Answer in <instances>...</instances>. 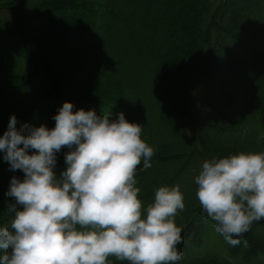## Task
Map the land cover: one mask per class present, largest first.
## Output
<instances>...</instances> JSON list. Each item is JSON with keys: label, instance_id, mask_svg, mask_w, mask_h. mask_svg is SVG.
I'll return each mask as SVG.
<instances>
[{"label": "trees", "instance_id": "1", "mask_svg": "<svg viewBox=\"0 0 264 264\" xmlns=\"http://www.w3.org/2000/svg\"><path fill=\"white\" fill-rule=\"evenodd\" d=\"M66 100L141 123L155 149L136 174L142 206L165 184L184 194L175 264H264V219L229 245L194 180L204 159L264 151V0H0V134L13 113L54 126ZM14 175L0 153V225Z\"/></svg>", "mask_w": 264, "mask_h": 264}, {"label": "clouds", "instance_id": "2", "mask_svg": "<svg viewBox=\"0 0 264 264\" xmlns=\"http://www.w3.org/2000/svg\"><path fill=\"white\" fill-rule=\"evenodd\" d=\"M66 100L48 127L13 113L0 134V153L12 176L9 221L0 225V264H175L183 257L185 209L179 185L159 186L146 207L138 197V166H152L153 146L140 122L115 118ZM65 168L56 172L62 147ZM202 210L231 246L241 245L253 222L264 219V151L204 159L194 177ZM243 247L249 241L243 239Z\"/></svg>", "mask_w": 264, "mask_h": 264}, {"label": "rangeland", "instance_id": "3", "mask_svg": "<svg viewBox=\"0 0 264 264\" xmlns=\"http://www.w3.org/2000/svg\"><path fill=\"white\" fill-rule=\"evenodd\" d=\"M15 13H16L15 9H10V10H7L6 12H3L1 15L2 17L9 18V17H14ZM2 184L5 186L3 181H2Z\"/></svg>", "mask_w": 264, "mask_h": 264}]
</instances>
